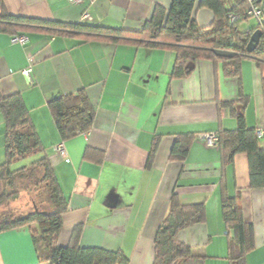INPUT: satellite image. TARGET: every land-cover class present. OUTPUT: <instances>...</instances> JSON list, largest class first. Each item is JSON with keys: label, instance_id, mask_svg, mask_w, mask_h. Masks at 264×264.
Returning <instances> with one entry per match:
<instances>
[{"label": "crops", "instance_id": "crops-1", "mask_svg": "<svg viewBox=\"0 0 264 264\" xmlns=\"http://www.w3.org/2000/svg\"><path fill=\"white\" fill-rule=\"evenodd\" d=\"M2 2L14 16L141 29L156 6L167 10L172 0ZM192 19L205 28L213 15L196 0ZM255 24L250 17L237 28L248 31ZM23 34L27 43L22 46L0 31V95L22 96L67 200L57 245H68L74 228L81 226L79 247L121 251L128 264H152L154 238L175 193L182 205L202 203L205 211L203 222L176 235L195 255L185 264H231L233 236L221 213L222 196L228 195L238 196L243 219L253 226V247L243 264H264V188H250L247 155L237 153L226 163L217 147L198 138L206 132L235 129L236 116L222 103L236 102L241 109L239 98L246 101V125L264 128L261 75L252 60L241 61L240 81L225 76L220 62L209 60L195 62L184 78L170 79L174 53L162 47L83 41L76 34L58 36L41 30ZM28 68L29 80L23 74ZM80 90L92 103L93 125L87 133L62 140L48 102ZM180 135L194 139L185 160H170ZM156 137L157 150L148 168ZM60 143L68 161L55 150ZM86 148L91 150L87 158ZM4 149L0 111V163ZM39 157L31 154L15 168L35 164ZM0 264H47L38 260L30 225L0 231Z\"/></svg>", "mask_w": 264, "mask_h": 264}, {"label": "trees", "instance_id": "trees-1", "mask_svg": "<svg viewBox=\"0 0 264 264\" xmlns=\"http://www.w3.org/2000/svg\"><path fill=\"white\" fill-rule=\"evenodd\" d=\"M196 0H172L169 9L156 6L151 18L141 29L112 28L89 23H67L14 16L9 14L0 0V31L11 36L26 31L41 30L52 35L76 34L83 41L99 40L114 44H131L149 48L162 47L174 53V63L169 73L170 79L188 76L193 68L188 63L199 60L220 62L223 73L240 81L241 61L252 60L260 72L264 100V0H252L254 7L261 11V22L248 31L237 28L239 22L248 20L247 0H199V7L212 12L213 20L208 27L201 28L192 19ZM231 15L239 18L230 22ZM260 29L261 38L257 46L248 53L246 46L251 34ZM212 49L234 52L232 58H219ZM237 111L236 102L222 103L236 116L237 126L233 130H222L218 134V146L222 160L231 163L237 153H245L249 164L250 188H264V136L257 138V128H249L243 115L246 101ZM48 109L62 140L87 133L94 122V109L85 90L74 95H58L48 102ZM0 111L5 126L4 159L0 163V231L17 226L37 225L32 230V241L40 263L47 264H128V257L121 251H108L99 247L81 248L78 238L81 226H76L70 242L66 246L57 245L56 240L62 230V216L67 210V200L56 180L53 167L45 154L39 136L31 121L29 110L19 93L0 95ZM264 129V128H263ZM192 135L176 138L170 152V160H185ZM159 138L153 140L147 167L152 164ZM90 148H86L87 158ZM38 153L35 164L23 165L12 170V166L31 154ZM39 188L47 197V210L31 215L14 217L7 214V204L15 200L21 190L30 186ZM19 186L18 188H16ZM24 188V189H23ZM222 219L233 240L230 252L231 264H243L244 256L253 247V226L244 221L238 205V196L223 195L221 200ZM31 217V219H30ZM204 205H182L178 196L172 193L170 209L158 227L154 238V259L152 264H185L195 257L191 248L176 239L182 229L204 221ZM41 243L37 240V235ZM42 246L44 249L41 250Z\"/></svg>", "mask_w": 264, "mask_h": 264}, {"label": "rangeland", "instance_id": "rangeland-1", "mask_svg": "<svg viewBox=\"0 0 264 264\" xmlns=\"http://www.w3.org/2000/svg\"><path fill=\"white\" fill-rule=\"evenodd\" d=\"M241 24V22H239ZM15 168V164L12 166V170ZM17 186L16 188H18ZM30 190H21L19 192L18 197L15 200L9 201L7 204V214H13L14 217H19L20 215H31L34 217L35 213L46 211L47 210V197L43 195L42 191L39 188H35V186L31 185ZM2 189V185L0 184V191ZM30 217V219H31ZM38 227H35L33 224H30V229L35 230ZM37 235V234H36ZM41 237L37 235V240L41 243ZM44 249L42 246L41 250ZM45 263V262H43Z\"/></svg>", "mask_w": 264, "mask_h": 264}, {"label": "built area", "instance_id": "built-area-1", "mask_svg": "<svg viewBox=\"0 0 264 264\" xmlns=\"http://www.w3.org/2000/svg\"><path fill=\"white\" fill-rule=\"evenodd\" d=\"M82 0H69L70 3H79ZM249 3V9H248V15L256 19L259 23L261 22V11L254 7L252 4V0H247ZM84 18H89L88 14L84 15ZM239 18L238 15H231L230 16V22L233 23L235 20ZM11 42L16 43L19 45H25L27 43V37L24 34H16L11 36ZM29 73L30 69H26L23 71V74L28 78L29 80ZM257 138H262L264 136V129L263 128H257L255 131ZM199 139H201L204 144L208 147H217L218 146V134L216 132H206L202 133L198 136ZM55 150L58 152V154L65 160L68 161L67 152L64 148V145L62 143L55 146Z\"/></svg>", "mask_w": 264, "mask_h": 264}, {"label": "water", "instance_id": "water-1", "mask_svg": "<svg viewBox=\"0 0 264 264\" xmlns=\"http://www.w3.org/2000/svg\"><path fill=\"white\" fill-rule=\"evenodd\" d=\"M261 35H262V31L260 29L255 30L251 34L250 39L248 41V44L246 46V51L248 53H250L257 46V44L259 43V40L261 38ZM212 52L219 58H232L235 56L234 52L225 51V50L212 49ZM186 67L188 69L194 68V63H188L186 65ZM236 108H237V110H239L240 106H237Z\"/></svg>", "mask_w": 264, "mask_h": 264}]
</instances>
